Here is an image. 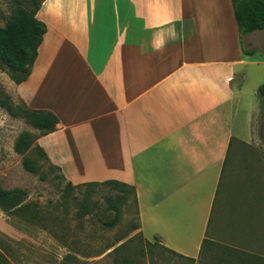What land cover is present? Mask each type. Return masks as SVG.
<instances>
[{
	"label": "crops",
	"instance_id": "1",
	"mask_svg": "<svg viewBox=\"0 0 264 264\" xmlns=\"http://www.w3.org/2000/svg\"><path fill=\"white\" fill-rule=\"evenodd\" d=\"M37 17L48 30L32 74L8 89L58 117L36 144L72 186L134 187L138 232L198 261L217 202L264 165L240 70L261 74L264 30L241 36L233 0H46Z\"/></svg>",
	"mask_w": 264,
	"mask_h": 264
},
{
	"label": "rangeland",
	"instance_id": "2",
	"mask_svg": "<svg viewBox=\"0 0 264 264\" xmlns=\"http://www.w3.org/2000/svg\"><path fill=\"white\" fill-rule=\"evenodd\" d=\"M24 3L0 0V26ZM243 40L247 51L257 42ZM240 68L247 75L242 110L248 111L246 104H255L264 141V98L257 93L264 84V65L261 74L253 65ZM9 79L0 69V91L11 96ZM24 132L39 135L23 118L0 107V185L24 190L28 206L26 212L11 214L0 209V253L5 264H264V165L258 164L255 180L246 176L233 181L224 207L225 198L217 202L209 241L200 258L199 253L190 252L199 259L193 262L139 234L133 194L125 191L127 202L120 204L117 200L122 193L110 186L71 190L61 173L33 148L19 154L16 143ZM26 158L36 162L37 173L25 169ZM244 170L239 168L242 173ZM146 237L152 240L149 233Z\"/></svg>",
	"mask_w": 264,
	"mask_h": 264
},
{
	"label": "trees",
	"instance_id": "3",
	"mask_svg": "<svg viewBox=\"0 0 264 264\" xmlns=\"http://www.w3.org/2000/svg\"><path fill=\"white\" fill-rule=\"evenodd\" d=\"M46 0H25L24 5H18L12 12L5 26H0V69L6 73L10 80L16 85L26 82L32 74L34 65L39 56V48L47 33V25L38 19L37 14ZM236 20L242 35L255 31L264 30V0H233ZM258 94L264 98V84L259 87ZM0 107L7 110L15 117L23 118L27 123L39 131L38 136L48 135L57 129L59 119L51 112L35 111L25 106L16 105L12 97L2 94L0 91ZM37 137L29 132H24L16 143V151L23 154L33 148L50 164L48 156L43 149L36 144ZM24 167L30 172L37 173L39 167L31 158L24 160ZM68 188H93L97 186H110L120 190L118 202H127L125 191L133 194L135 203L137 195L134 187L116 181L104 183H89L83 186H72L67 183ZM27 193L21 189L7 190L0 185V209L11 214L15 212H26L28 206L24 204ZM138 213V209H137ZM139 229V227H138ZM137 229V230H138ZM141 234V233H139ZM142 235V234H141ZM121 239L120 241H122ZM151 243V242H150ZM5 256L0 253V264H5ZM193 261L194 260H190Z\"/></svg>",
	"mask_w": 264,
	"mask_h": 264
}]
</instances>
